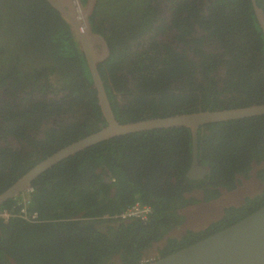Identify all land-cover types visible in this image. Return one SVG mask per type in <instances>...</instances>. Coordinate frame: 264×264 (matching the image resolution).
Here are the masks:
<instances>
[{"label":"trees","instance_id":"1","mask_svg":"<svg viewBox=\"0 0 264 264\" xmlns=\"http://www.w3.org/2000/svg\"><path fill=\"white\" fill-rule=\"evenodd\" d=\"M3 1L0 194L107 124L74 27L48 0ZM90 24L109 46L97 67L121 123L264 104V32L252 0H96ZM198 159L209 167L204 180L187 176L186 126L115 136L64 158L32 181L27 208L40 221L0 223V264H143L155 245L153 259L164 257L264 205L263 189L175 235L185 207L236 189L237 175L257 167L264 182V115L201 126ZM136 202L152 208L146 220L114 217Z\"/></svg>","mask_w":264,"mask_h":264},{"label":"water","instance_id":"2","mask_svg":"<svg viewBox=\"0 0 264 264\" xmlns=\"http://www.w3.org/2000/svg\"><path fill=\"white\" fill-rule=\"evenodd\" d=\"M57 8L65 19L72 23L80 41L81 49L85 55L87 65L93 77L98 92L99 104L107 121L99 131L94 132L70 145L60 149L44 161L40 162L29 172L19 178L12 186L0 194V206L9 199L15 198L24 189L32 184L34 178L54 164L98 142L115 136L151 130L155 128H168L186 126L191 128L193 134V160L187 172L190 179L205 178L208 166L200 164L198 159V130L209 123L229 121L257 115H264V104H254L246 107L230 108L215 111H199L183 113L173 116L156 117L136 122L121 123L117 120L111 102L107 95L104 82L97 67L109 55V46L106 39L99 33L91 32L89 15L95 1L90 0L84 12L86 30L81 33L79 27L83 21L75 16L74 0H48ZM80 2L81 0H76ZM258 21L264 32V12L256 0H252ZM68 6V8L65 7ZM70 6V7H69ZM101 42L103 52L99 53L95 42ZM146 264H264V205L244 217L243 219L215 232L199 241L164 257L153 259Z\"/></svg>","mask_w":264,"mask_h":264},{"label":"rangeland","instance_id":"3","mask_svg":"<svg viewBox=\"0 0 264 264\" xmlns=\"http://www.w3.org/2000/svg\"><path fill=\"white\" fill-rule=\"evenodd\" d=\"M85 4L88 0H84ZM20 4V2H19ZM33 56V55H31ZM263 184L255 177L244 179L241 186L235 192L224 191L222 196L215 202L209 210L199 211L195 206L186 209L188 216L187 222L184 226L180 227L175 233L181 234L185 229L201 230L206 228L211 222L219 220L224 213V209L230 205H241L244 203L245 198L248 196H255L261 192ZM199 212V214H198ZM157 245H155L156 247ZM154 249L151 251L148 258L153 259L157 255V251Z\"/></svg>","mask_w":264,"mask_h":264},{"label":"built area","instance_id":"4","mask_svg":"<svg viewBox=\"0 0 264 264\" xmlns=\"http://www.w3.org/2000/svg\"><path fill=\"white\" fill-rule=\"evenodd\" d=\"M33 190V188L29 187L20 195V198L18 199V209L14 210L0 207V223L7 222L13 217H20L30 222L40 221L39 214L37 212L30 214L27 208L30 204L32 197L31 193L33 192ZM151 212L152 208L150 206L143 205L140 202H136L130 205L127 209L123 210L119 215H116L114 217L124 221L135 218L146 220ZM151 260L153 259H146L143 264H146Z\"/></svg>","mask_w":264,"mask_h":264},{"label":"flooded vegetation","instance_id":"5","mask_svg":"<svg viewBox=\"0 0 264 264\" xmlns=\"http://www.w3.org/2000/svg\"><path fill=\"white\" fill-rule=\"evenodd\" d=\"M7 1H9V0H7ZM64 1H66L67 2V0H64ZM49 2V1H48ZM0 3L1 4H3L2 6H4V1L3 0H0ZM15 4V0H10L9 1V3L7 4V6L9 5V4ZM73 4H77V1H73V3H72V5ZM6 5V4H5ZM52 5V4H51ZM7 6H5L4 7V12L7 10ZM53 6V5H52ZM54 7V6H53ZM65 7L66 8H68V6L67 5H65ZM70 7V6H69ZM55 8V7H54ZM55 9H57V8H55ZM58 10V9H57ZM59 11V10H58ZM95 47L97 48V51H98V53H99V50H100V52L102 53L103 52V45L101 44V42H98V41H96L95 42ZM100 54V53H99ZM256 170H257V167H255V169L252 171V176L251 177H255V178H257L259 181H261L262 182V180H260L257 176H256ZM237 177L238 178H241V181L243 182V180L244 179H249V178H244L243 176H241V175H237ZM250 177V178H251ZM205 178H206V176H205ZM205 178H201V179H195V180H204ZM242 182H241V184H242ZM241 184H238V186H237V188L236 189H234V190H232V191H229V190H227V188H221V191H222V193L224 192V191H228V192H235L240 186H241ZM262 184H263V189H264V182H262ZM262 189V190H263ZM261 190V191H262ZM261 193V192H260ZM197 196L199 197V198H201V199H203L204 198V194H203V192H202V190H199L198 191V194H197ZM222 196V195H221ZM20 198V195H17L16 197H15V199L18 201V199ZM220 198V197H219ZM219 198H216V199H211V200H209V201H205V200H202V201H200L199 203H196V204H193V205H190V206H187V207H185L183 210H182V213L186 216V220H185V222H184V224L187 222V219H188V216H187V214H186V209L187 208H189V207H197L198 208V210L199 211H205V210H209V209H211L212 208V206H213V202H215V201H217ZM246 199V198H245ZM245 202V201H244ZM224 213H225V211H224ZM224 213H223V215H224ZM198 214H199V212H198ZM200 215V214H199ZM212 223V222H211ZM184 224L182 225V226H184ZM181 226V227H182ZM179 229V228H178ZM178 229H175L174 230V234L175 235H177L175 232L178 230ZM186 232V229L181 233V234H179V235H177L178 237H180V236H182L184 233ZM164 243V242H163Z\"/></svg>","mask_w":264,"mask_h":264},{"label":"clouds","instance_id":"6","mask_svg":"<svg viewBox=\"0 0 264 264\" xmlns=\"http://www.w3.org/2000/svg\"><path fill=\"white\" fill-rule=\"evenodd\" d=\"M74 1H76V0H74ZM89 1H90V0H88V3L85 4L84 0H81L82 6L79 5L80 2H78V1H77V4H74V8H75V10H76V11H75V16H76V18L79 19V20H81V21H83V24L79 27V31H80L81 33H83V32L86 30L85 21H84V12H85L86 9L88 8ZM94 1H96V0H94ZM94 4H95V3H94ZM93 8H94V6H93ZM93 8H92V10H93ZM92 10H91V12H92ZM90 15H91V13H90ZM90 15H89V21H90ZM66 20H67V19H66ZM67 22H68V24H71V25H72V23H71L70 21L67 20ZM72 27H73V26H72ZM91 32L95 33L94 31H92V29H91ZM76 36H77V35H76ZM79 46H80V48H82V47H81V44H80V41H79ZM82 50H83V49H82ZM29 187L33 188V187L30 185V186L26 187V188L24 189V191H22L19 195H21L23 192H25L26 189L29 188ZM33 189H34V188H33Z\"/></svg>","mask_w":264,"mask_h":264}]
</instances>
